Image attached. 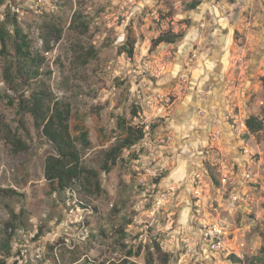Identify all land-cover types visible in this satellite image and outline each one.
I'll return each mask as SVG.
<instances>
[{
	"label": "rangeland",
	"instance_id": "obj_1",
	"mask_svg": "<svg viewBox=\"0 0 264 264\" xmlns=\"http://www.w3.org/2000/svg\"><path fill=\"white\" fill-rule=\"evenodd\" d=\"M8 9L44 61L15 93L0 57V262L145 264L151 256L152 264H234V255L257 264L264 0H0V23ZM164 34L175 42L155 46ZM130 42L132 57L123 50ZM38 87L70 105L75 139L88 132L89 144L77 147L82 165L99 174V190L84 179L50 190L44 160L52 145L29 114L19 128L17 104ZM121 117L145 137L105 173ZM250 117L259 132L245 127ZM13 137L25 148L16 151Z\"/></svg>",
	"mask_w": 264,
	"mask_h": 264
},
{
	"label": "trees",
	"instance_id": "obj_2",
	"mask_svg": "<svg viewBox=\"0 0 264 264\" xmlns=\"http://www.w3.org/2000/svg\"><path fill=\"white\" fill-rule=\"evenodd\" d=\"M199 5V2L191 3L190 9H194ZM71 23V27L74 26ZM11 28V30H8ZM53 34L59 39L61 31L52 28ZM175 35L164 34L160 35L155 41L154 45L172 44L175 42ZM12 42L14 48V55L8 58V45ZM47 50V49H46ZM124 52L132 57L133 42L127 43L123 46ZM48 51V50H47ZM90 59L95 58L96 53L90 51L88 53ZM0 57L6 59L7 65L3 69V80L9 90L17 93L18 88L30 83L39 76V67L42 66L44 57L38 53L33 52L31 42L28 36L23 32L19 26L17 17L10 9L4 14L3 21L0 23ZM88 61V60H87ZM85 61L84 63L86 64ZM14 105V101L9 102ZM18 106V114L20 117L19 128H25L21 113H27L32 117L33 125L36 130L45 138L51 145L53 153L48 155L44 160V178L48 183L50 190L54 193L68 189L73 183L84 179L91 180L96 190H99V174L93 170H88L82 165V154L77 147V140L86 147L89 144L88 132L81 129L75 139L70 130L71 107L67 102L62 101L47 92L44 88L38 87L29 95L20 99ZM245 127L251 133H257L261 130V124L256 118L250 117L245 121ZM117 128L121 132V136L116 138L115 143L105 154V163L102 167L105 173L111 171L123 150L130 149L137 143L142 141L145 137V132L142 128H136L128 125L122 117L117 121ZM16 151L25 148V145L20 139L13 137ZM8 228H13L12 224ZM10 242V235H8ZM7 241L6 244H9ZM5 252H10L9 245H2ZM126 258L138 257L140 249L134 253L128 250ZM234 264H241L242 261L234 255L230 256ZM257 264L264 262V256L256 259ZM127 259L118 264H127ZM0 264H3L0 262ZM115 264V263H110ZM145 264H152V258L149 256Z\"/></svg>",
	"mask_w": 264,
	"mask_h": 264
},
{
	"label": "built area",
	"instance_id": "obj_3",
	"mask_svg": "<svg viewBox=\"0 0 264 264\" xmlns=\"http://www.w3.org/2000/svg\"><path fill=\"white\" fill-rule=\"evenodd\" d=\"M215 247H213V249H214Z\"/></svg>",
	"mask_w": 264,
	"mask_h": 264
}]
</instances>
